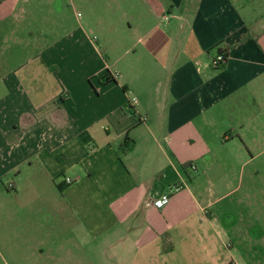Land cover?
<instances>
[{"label": "crops", "instance_id": "crops-1", "mask_svg": "<svg viewBox=\"0 0 264 264\" xmlns=\"http://www.w3.org/2000/svg\"><path fill=\"white\" fill-rule=\"evenodd\" d=\"M26 1H0V182L61 186L76 235L116 262L264 264L250 210L262 206L250 185L264 161V0H144L136 57L159 89L136 103L105 45L36 43ZM126 136L135 146L120 153Z\"/></svg>", "mask_w": 264, "mask_h": 264}, {"label": "rangeland", "instance_id": "rangeland-1", "mask_svg": "<svg viewBox=\"0 0 264 264\" xmlns=\"http://www.w3.org/2000/svg\"><path fill=\"white\" fill-rule=\"evenodd\" d=\"M144 5V0H27L19 6L38 44L67 43L76 34L105 45L111 68L130 84L136 103V92L153 95L159 89L142 77L136 57V15ZM141 67L152 73L148 62ZM251 167L256 171L250 185L253 204L262 205L250 208L251 215L260 214L264 228V161ZM33 178L13 176L0 182V264H125V256L116 262L104 246L83 242L74 232L59 186L45 184L41 191L31 184L39 177Z\"/></svg>", "mask_w": 264, "mask_h": 264}, {"label": "trees", "instance_id": "trees-1", "mask_svg": "<svg viewBox=\"0 0 264 264\" xmlns=\"http://www.w3.org/2000/svg\"><path fill=\"white\" fill-rule=\"evenodd\" d=\"M216 55L223 56L224 62L221 63L219 66H216V67H213V68L216 69V70L224 69L226 67V64H227L229 50L228 49H220ZM112 80L113 79H112V76H111L110 72H108V74H106L102 78V81L105 82V83L111 82ZM134 146H135V142L131 138H129V136H126L124 142L120 146V153L128 152L131 149H133ZM185 168H187V166ZM59 188H60L61 191H63V188L61 186H59Z\"/></svg>", "mask_w": 264, "mask_h": 264}, {"label": "built area", "instance_id": "built-area-1", "mask_svg": "<svg viewBox=\"0 0 264 264\" xmlns=\"http://www.w3.org/2000/svg\"><path fill=\"white\" fill-rule=\"evenodd\" d=\"M224 62V58L221 55H216L211 62L212 67H216L219 66L221 63ZM193 170H196V167L193 166L192 167ZM73 182V180L71 178H66V183L67 184H71ZM12 186V185H11ZM182 190L181 186H176L171 190V193H176ZM171 200V195L170 194H164L161 197L155 199L153 201V206L158 209V210H162L164 209Z\"/></svg>", "mask_w": 264, "mask_h": 264}]
</instances>
